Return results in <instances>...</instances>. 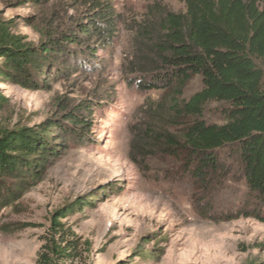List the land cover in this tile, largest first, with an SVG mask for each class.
I'll return each mask as SVG.
<instances>
[{
  "label": "trees",
  "instance_id": "trees-1",
  "mask_svg": "<svg viewBox=\"0 0 264 264\" xmlns=\"http://www.w3.org/2000/svg\"><path fill=\"white\" fill-rule=\"evenodd\" d=\"M83 18L37 43L15 34L12 20L0 19V85L38 91L74 72L93 71L96 54L112 48L120 17L109 2L92 0L84 5ZM135 33L134 74L145 87L162 92L158 103L148 101L151 121L140 133V155L153 153L179 164L169 180L190 184L200 217L213 222L245 217L264 224V0H185L179 13L153 5ZM196 79L202 89L186 99ZM103 97L75 103L60 98L59 118L0 130V212L16 206L68 144L93 142L94 114L109 104ZM5 103L0 90V112ZM213 103L221 107L223 124L203 119ZM234 180L246 187L243 199L232 213L219 211L214 192ZM88 202L78 198L55 212L37 264L79 256V242L62 230L61 219ZM146 255L154 261L164 251Z\"/></svg>",
  "mask_w": 264,
  "mask_h": 264
},
{
  "label": "rangeland",
  "instance_id": "rangeland-1",
  "mask_svg": "<svg viewBox=\"0 0 264 264\" xmlns=\"http://www.w3.org/2000/svg\"><path fill=\"white\" fill-rule=\"evenodd\" d=\"M90 1L0 0V19L12 20L15 34L37 43L84 20ZM100 1L113 5L120 22L112 48L96 54L93 71L74 72L38 91L0 85L6 98L0 130L34 128L59 118L60 98L75 103L103 94L109 103L94 114L93 142L68 144L17 205L0 212V264H37L52 216L82 197L90 204L61 219L62 230L79 242V256L60 264H264L263 223L200 217L190 184L169 180L179 164L138 151L144 143L140 133L151 121L148 101L158 103L162 92L145 87L134 74L136 27L153 5L179 13L185 11V0ZM201 89L196 79L185 98ZM220 108L210 104L203 119L223 124ZM245 188L238 180L226 182L214 192L213 207L232 213ZM161 249L164 255L154 261L146 255Z\"/></svg>",
  "mask_w": 264,
  "mask_h": 264
}]
</instances>
